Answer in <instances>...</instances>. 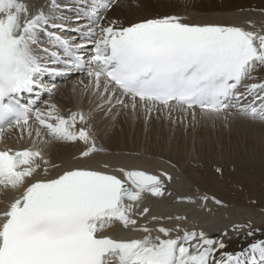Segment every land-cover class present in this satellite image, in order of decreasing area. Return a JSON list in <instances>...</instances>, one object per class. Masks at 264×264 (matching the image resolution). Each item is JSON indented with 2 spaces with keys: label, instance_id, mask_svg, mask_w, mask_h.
Here are the masks:
<instances>
[{
  "label": "snow or ice",
  "instance_id": "snow-or-ice-1",
  "mask_svg": "<svg viewBox=\"0 0 264 264\" xmlns=\"http://www.w3.org/2000/svg\"><path fill=\"white\" fill-rule=\"evenodd\" d=\"M115 3L46 0L47 11L44 6L33 11L25 0H0V140L5 128L32 139L22 150H0V188L18 193L0 211V264H264V238L256 237L261 229L251 221L232 225L231 231L247 229L245 237L251 238L237 251L226 250L228 229L221 237H210L179 223L174 228L139 223L150 212L140 209L145 194L162 197L165 180H173L166 171L152 174L121 166L110 172L103 163L72 165L49 178L61 165L51 163L40 144L82 142L77 160L106 151L96 143L90 113L65 116L54 103L35 106L42 93L55 91L56 84L48 80L72 72L86 71L85 90L98 96L96 108L107 107L106 115L114 108L133 113L139 108L145 120L153 112L171 119L178 111L181 119L190 115L195 122L199 109L205 118L237 115L264 123V80L246 82L256 80L252 73L264 68V24L193 21L180 14L127 25L105 23L102 13ZM249 10L264 15V7ZM65 11L88 23L70 28L72 17ZM65 32L77 33L83 42L66 38ZM88 45L92 48L86 58ZM25 94L31 98L22 102ZM248 97L252 100L245 103ZM116 222L144 235L117 239L104 234Z\"/></svg>",
  "mask_w": 264,
  "mask_h": 264
},
{
  "label": "bare ground",
  "instance_id": "bare-ground-1",
  "mask_svg": "<svg viewBox=\"0 0 264 264\" xmlns=\"http://www.w3.org/2000/svg\"><path fill=\"white\" fill-rule=\"evenodd\" d=\"M25 2L33 11L39 6H44L47 11L46 0H25ZM57 2L63 5L70 3L71 0H57ZM159 4L154 0H116L113 7L107 13L102 14L105 15V23L108 20H118L125 25L167 14L187 15L193 21L213 20L235 23L245 27H249L245 24L246 20H251L257 28L264 24V15H261L259 11L249 10L264 7V0H226L220 6L217 5L216 0H213L212 3L207 0H183L181 3L178 0H167L166 5L165 3L163 6ZM210 7L215 8L208 12L192 10L204 11ZM241 8L245 11L241 12ZM71 13L65 11L64 14L71 17ZM65 33L61 34L72 35V37H76L75 41L80 43L77 35ZM90 49L88 47L86 50ZM252 75L257 79L246 81L247 83H258L264 80V68H258ZM79 81H83V84ZM87 84H89V77L86 71L72 76L58 88L61 89L60 96L54 97L57 100L53 101L54 98H51L48 103L56 104L61 114L65 116L72 111H83L85 115L90 113L88 123L91 125L96 143L106 151L94 153L90 158L84 160H77L74 157H78L85 147L82 142L51 141L47 144H40L46 158L53 164L61 165L60 168L51 170L49 178L72 165L99 167L103 163L109 164L110 167L106 171L110 172L121 166L130 170H145L152 174L166 171L172 175L173 180L171 182L165 180V194L162 197L145 194L140 209L148 207L150 212L144 218L139 219V223H148V226L153 228L157 224L174 228L179 223L182 228L203 230L210 237H221L224 230L228 229V236L224 237L227 251H237L251 240V238L245 237L247 229L239 234L231 231L234 224H246L251 221L254 228L261 229L256 233V237L264 238V205H252L246 200L236 203L229 197L224 198L220 190L217 191L216 196L209 194V191L201 184L198 172L192 164L195 159L213 162V158L209 156L211 151L216 149L215 143L213 144L215 140L213 135L219 138V144L223 150H232V147L236 150L242 149L244 142H248V140L254 142L250 132L254 134L257 131H264V123L237 115L230 116L228 120L205 118L201 116L199 109H197L195 122L190 115L186 119H181L182 114L178 111L172 114L171 119L163 114L153 112L151 118L145 120V114L139 108L136 113H133L131 109L114 108L111 114L106 115L107 107L104 110L96 108L99 98L93 95L90 89L85 90L84 86ZM248 99L252 100V97H248ZM251 100L244 102L248 103ZM117 113L119 114L117 115ZM80 126L78 124L77 128ZM238 129L243 133L245 131H249V133L233 136L239 134ZM172 135L173 138H171ZM31 144L32 139L26 134L21 138L19 129H5L3 139L0 140V150L5 148L22 150L30 147ZM252 144L250 145L252 146ZM253 145H256V141ZM255 147L251 148V153L260 161L261 165H264V157ZM199 155L205 156L202 158ZM36 178H40V174ZM17 194V192L0 188V211H4L7 204ZM203 195H207L209 199L202 201L200 197ZM184 197H191L194 202L179 199ZM212 197L222 203L216 204ZM151 216H161L165 219L151 222ZM168 216H186L187 219L168 220L166 219ZM104 234L118 236L122 239L141 238L144 235L143 232L134 231L131 228L125 229L118 222L106 228Z\"/></svg>",
  "mask_w": 264,
  "mask_h": 264
},
{
  "label": "rangeland",
  "instance_id": "rangeland-1",
  "mask_svg": "<svg viewBox=\"0 0 264 264\" xmlns=\"http://www.w3.org/2000/svg\"><path fill=\"white\" fill-rule=\"evenodd\" d=\"M154 1L157 4L160 3V6H163L164 3L166 5L167 2V0ZM178 1L181 3L183 0ZM207 1L209 3L213 2V0ZM225 1L226 0H216V3L220 6L224 4ZM213 8L215 7L206 8L208 10L204 9V11L197 9L192 10L208 12ZM259 71L258 73H260ZM60 90L57 91V96L54 95L52 98H58L60 96ZM56 98H54L53 101L57 100ZM45 105L46 103L42 104L41 108H44ZM237 131L239 134L233 136L236 137L238 135L241 136L240 134L249 133V131L243 133L240 129ZM255 133L251 134L250 132V135H253L256 145H253L254 142L248 140V142H244V147L242 149L237 150L234 149V147H232V150H223L222 146L220 147L219 138H216V135H213V139H215L213 144L215 143L216 149L214 148L209 156L213 159L215 158L214 160L212 159L214 163L206 162L204 159H195V162L192 161L193 168L197 170L196 172H198L201 184H203V186L209 191V194L216 196L218 194L217 191L220 190V193L224 198L229 197L230 199L235 200L236 203H241L243 200H246L252 205H264V165H261L260 161L256 157H253L251 153V148L256 146L255 148L264 157V131H257ZM171 138H173V135ZM230 140L232 141V138ZM250 144H252V146ZM199 156L204 158L205 155ZM218 168L220 169L219 172L217 171Z\"/></svg>",
  "mask_w": 264,
  "mask_h": 264
},
{
  "label": "water",
  "instance_id": "water-1",
  "mask_svg": "<svg viewBox=\"0 0 264 264\" xmlns=\"http://www.w3.org/2000/svg\"><path fill=\"white\" fill-rule=\"evenodd\" d=\"M141 170V169H140Z\"/></svg>",
  "mask_w": 264,
  "mask_h": 264
}]
</instances>
